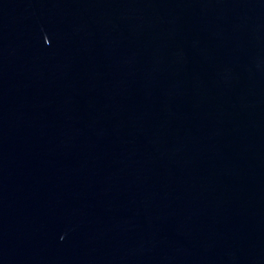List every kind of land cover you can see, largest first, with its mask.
I'll list each match as a JSON object with an SVG mask.
<instances>
[{
  "label": "water",
  "instance_id": "water-1",
  "mask_svg": "<svg viewBox=\"0 0 264 264\" xmlns=\"http://www.w3.org/2000/svg\"><path fill=\"white\" fill-rule=\"evenodd\" d=\"M0 264H264V0H0Z\"/></svg>",
  "mask_w": 264,
  "mask_h": 264
}]
</instances>
